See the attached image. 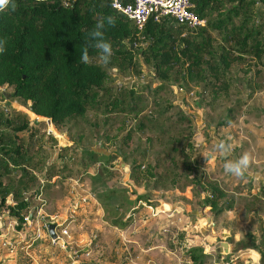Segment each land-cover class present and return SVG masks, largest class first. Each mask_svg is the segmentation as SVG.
<instances>
[{
    "label": "rangeland",
    "instance_id": "rangeland-1",
    "mask_svg": "<svg viewBox=\"0 0 264 264\" xmlns=\"http://www.w3.org/2000/svg\"><path fill=\"white\" fill-rule=\"evenodd\" d=\"M254 1L246 13L251 26L264 14ZM137 61L128 70L108 67L99 106L60 128L0 86L7 92L0 109L24 111L35 124L31 134L18 133L31 156L22 193L30 207L19 222L0 206V264H261L243 246L249 234L264 244V54L233 63L217 94L203 83H164ZM114 96L127 111L107 110ZM221 140L231 152L207 161L204 152ZM246 152L253 159L245 175L226 173L224 164ZM207 181L226 192L222 204L233 199L230 210L215 214L203 205ZM127 218L125 227L111 223ZM194 247L202 249L200 263L190 259Z\"/></svg>",
    "mask_w": 264,
    "mask_h": 264
},
{
    "label": "trees",
    "instance_id": "trees-1",
    "mask_svg": "<svg viewBox=\"0 0 264 264\" xmlns=\"http://www.w3.org/2000/svg\"><path fill=\"white\" fill-rule=\"evenodd\" d=\"M117 1L124 5L132 0ZM190 1L205 24L183 35L184 27L169 17L159 21L150 18L139 29L113 7V0H11L15 10L10 4L0 11V40H7L5 51L0 52V86L11 87V99L25 106L29 102L31 115L47 117L57 128L67 120L83 118L89 109L99 106L100 92H107L105 84L111 76L108 67L131 69L138 56L164 83L181 80L195 85L203 83L217 94L225 71L233 63L246 55L256 59L263 56L264 14L257 12L262 21L251 26L246 13L254 0ZM256 1L264 4V0ZM101 17H112L115 21L109 25L105 19L102 30L112 45L108 60L102 59L90 36ZM240 17L241 21L235 22ZM213 31L220 36V42ZM85 48L87 63L81 59ZM99 58L102 62L96 61ZM6 93L0 90L2 97ZM136 105L129 110H135ZM106 107L109 112L128 110L125 101L117 96ZM9 108L8 113L0 109V206L5 205L9 215L24 222L30 203L22 193L31 177L26 169L31 156L18 133L31 134L35 124L24 111ZM90 153L92 157L98 156ZM15 168L20 169V175L12 177ZM139 168L140 165L131 170L134 180H138L135 173ZM5 177L7 184H3ZM204 188L207 194L203 205L209 206L213 213L232 208L233 199L222 204L226 192L216 182L207 181ZM9 195L13 203L6 204ZM129 222L127 218L111 223L125 227ZM248 238L249 243L243 247L256 250L264 264V244L257 243L252 234ZM202 254V249L190 248L194 263H200Z\"/></svg>",
    "mask_w": 264,
    "mask_h": 264
},
{
    "label": "built area",
    "instance_id": "built-area-1",
    "mask_svg": "<svg viewBox=\"0 0 264 264\" xmlns=\"http://www.w3.org/2000/svg\"><path fill=\"white\" fill-rule=\"evenodd\" d=\"M113 7L132 20L137 28L151 18L159 21L163 17L172 18L176 24L182 25L185 31H193L205 24V19L198 17L193 11V4L190 0H132L128 4H120L113 0ZM59 238L56 233L52 241ZM58 241V240H57Z\"/></svg>",
    "mask_w": 264,
    "mask_h": 264
},
{
    "label": "clouds",
    "instance_id": "clouds-1",
    "mask_svg": "<svg viewBox=\"0 0 264 264\" xmlns=\"http://www.w3.org/2000/svg\"><path fill=\"white\" fill-rule=\"evenodd\" d=\"M11 4L12 10H15L16 5L11 3V0H0V11H4ZM67 6V5H65ZM105 19L107 23L112 25L115 23L114 18L112 17H101L97 22L95 28L90 33V36L95 41L94 47L99 49L102 54V59L108 60L112 55V45L111 42L104 38L103 28L105 26ZM7 40H0V52L5 51ZM81 59L83 62L87 63L89 61L88 50L85 48L82 52ZM232 146L230 143H227L224 140L219 141L212 151L204 152V157L208 160L214 158L216 153L222 155H227L231 152ZM252 156L250 153H244L238 160H228L224 164V170L226 173L231 174L234 177L242 178L245 173L248 171L250 164L252 162Z\"/></svg>",
    "mask_w": 264,
    "mask_h": 264
},
{
    "label": "water",
    "instance_id": "water-1",
    "mask_svg": "<svg viewBox=\"0 0 264 264\" xmlns=\"http://www.w3.org/2000/svg\"><path fill=\"white\" fill-rule=\"evenodd\" d=\"M55 226H56L55 224H49L48 225V233H49V236L52 238H54L56 236Z\"/></svg>",
    "mask_w": 264,
    "mask_h": 264
}]
</instances>
